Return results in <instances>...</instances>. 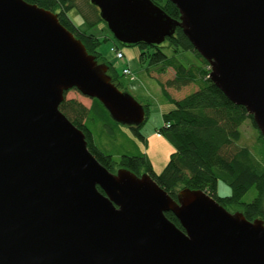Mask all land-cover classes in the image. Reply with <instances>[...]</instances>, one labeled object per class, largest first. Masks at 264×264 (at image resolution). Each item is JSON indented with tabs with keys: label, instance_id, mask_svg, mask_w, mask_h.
I'll return each instance as SVG.
<instances>
[{
	"label": "water",
	"instance_id": "obj_1",
	"mask_svg": "<svg viewBox=\"0 0 264 264\" xmlns=\"http://www.w3.org/2000/svg\"><path fill=\"white\" fill-rule=\"evenodd\" d=\"M90 0L115 39L161 44L181 27L210 78L264 136V0ZM53 11L0 0V264H264V220L201 189L172 197L148 172L107 169L60 109L71 89L111 117L146 111ZM172 212L181 227L170 220Z\"/></svg>",
	"mask_w": 264,
	"mask_h": 264
},
{
	"label": "trees",
	"instance_id": "obj_2",
	"mask_svg": "<svg viewBox=\"0 0 264 264\" xmlns=\"http://www.w3.org/2000/svg\"><path fill=\"white\" fill-rule=\"evenodd\" d=\"M26 1L56 13L59 21L81 39L87 51L95 55L99 62L109 66L108 74L120 88V75L116 66L99 49L106 40L89 32L102 22L108 28L97 6L90 0L83 4L77 0ZM153 2L172 17L180 18L179 9L170 0ZM73 9L78 11L88 30L81 29L70 18L68 13ZM117 42L121 46L127 45ZM132 45H139L143 49L141 58L147 59L148 66L156 67L159 73H165L169 67L174 69V76L161 82L162 92L174 104V108L163 113L164 124L158 132L174 145L175 150L161 173L155 172L144 153L123 154L117 161L112 154L98 146L91 124L93 121L105 122V125L109 122L115 125L120 123L111 117L96 98L92 99L89 107L75 98H65L60 104V109L84 132L89 150L101 164L113 172L120 167L128 168L137 174L148 172L174 198H177L178 192L183 188L201 189L227 209L236 207L240 209L237 211L243 212L250 220H264V136L246 107L232 102L212 81L209 76V62L194 48L181 27H177L174 35L161 44ZM189 51L199 59L198 62L186 63V60L180 58L183 53L185 55ZM190 84H196L198 89L180 99L172 97L169 89H181ZM143 106L146 111L144 122L139 126H130L142 139L144 136L140 128L150 112L148 104ZM248 119L258 129L260 149L256 152L252 147L242 144L241 126ZM219 181L231 188L229 195L221 196L218 193ZM252 187L257 190L256 197L250 202L242 201L243 196ZM166 215L181 227L174 213L166 212Z\"/></svg>",
	"mask_w": 264,
	"mask_h": 264
},
{
	"label": "rangeland",
	"instance_id": "obj_3",
	"mask_svg": "<svg viewBox=\"0 0 264 264\" xmlns=\"http://www.w3.org/2000/svg\"><path fill=\"white\" fill-rule=\"evenodd\" d=\"M86 0L77 2L83 4ZM74 23L83 30H88L83 18L77 10L73 9L69 13ZM89 32L95 34L101 39H105L101 46L102 51L108 60L113 62L120 77L121 90L129 92L141 104H148L150 112L147 120L141 126L140 132L144 139L140 138L130 126L124 124H112L93 121L91 129L94 133L95 141L103 150L113 155L115 160H119L121 155H139L144 153L156 173H161L167 165L171 153L175 150L174 145L158 129L163 126V113L174 108V104L163 94L161 82L174 76V69L169 67L165 73H159L156 67H149L148 60L141 58L143 49L139 45H119L111 31L105 23H99ZM112 45L119 46L125 54V60H116L115 54L110 50ZM180 58L186 60V63L198 62L199 59L193 52L182 54ZM129 66L134 74L133 79L129 75H124L122 69ZM123 74V75H122ZM198 89L196 84H190L181 89H169L172 97L180 99ZM66 98H75L86 106H90L92 99L83 95L77 89H71L67 92ZM243 132L242 144L248 145L256 152L260 149L258 141V129L253 125L250 119L246 120L242 126ZM218 193L221 196L229 195L231 188L224 182L219 181ZM257 195V190L252 187L242 198L244 202L252 201ZM231 212L240 210L236 207L228 209Z\"/></svg>",
	"mask_w": 264,
	"mask_h": 264
},
{
	"label": "built area",
	"instance_id": "obj_4",
	"mask_svg": "<svg viewBox=\"0 0 264 264\" xmlns=\"http://www.w3.org/2000/svg\"><path fill=\"white\" fill-rule=\"evenodd\" d=\"M110 50L115 54V59L116 60H125V54H124V52L122 51V49L119 46L112 45ZM122 73L124 75L131 76L132 79L134 77V74H133L131 68L129 66H127V65L123 67Z\"/></svg>",
	"mask_w": 264,
	"mask_h": 264
}]
</instances>
